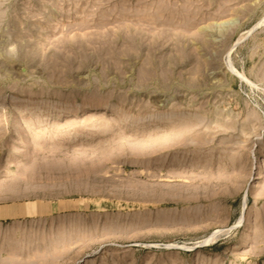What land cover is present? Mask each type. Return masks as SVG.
Instances as JSON below:
<instances>
[{"label":"rangeland","instance_id":"1","mask_svg":"<svg viewBox=\"0 0 264 264\" xmlns=\"http://www.w3.org/2000/svg\"><path fill=\"white\" fill-rule=\"evenodd\" d=\"M0 264H264V0H0Z\"/></svg>","mask_w":264,"mask_h":264}]
</instances>
